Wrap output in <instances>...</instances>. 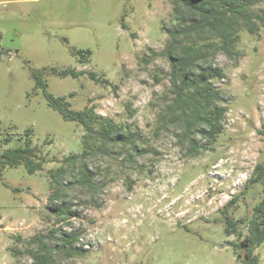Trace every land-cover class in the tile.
<instances>
[{"label": "rangeland", "instance_id": "1", "mask_svg": "<svg viewBox=\"0 0 264 264\" xmlns=\"http://www.w3.org/2000/svg\"><path fill=\"white\" fill-rule=\"evenodd\" d=\"M254 3L264 15V0ZM173 16L171 0H0V139L13 137L0 152L31 129L46 158L35 173L19 164L0 174V264H33L28 251L40 239L53 264H243L221 210L250 218L264 197V183L245 188L255 165L264 166V25L258 38L241 31L237 55H215L225 78L212 83L227 110L223 131L208 142L180 136L173 119L161 54ZM64 69L84 73L60 76ZM33 72L71 109L91 107L95 131L109 119L119 137L131 135L95 137L93 153L67 165L60 215L47 207L56 191L49 173L82 153L85 130L47 104ZM83 170L92 188L77 181ZM237 231L245 235L246 226ZM255 253L264 264V242Z\"/></svg>", "mask_w": 264, "mask_h": 264}, {"label": "trees", "instance_id": "2", "mask_svg": "<svg viewBox=\"0 0 264 264\" xmlns=\"http://www.w3.org/2000/svg\"><path fill=\"white\" fill-rule=\"evenodd\" d=\"M171 3L174 14L173 25L161 54L170 65L169 79L174 95L170 108L174 109L173 119L182 128L180 136L191 139L192 133H197L204 140L213 142L223 131L222 119L227 110L220 104V101L224 100L223 96L212 83V80L225 78V73L214 66L215 55L218 52L229 57L237 55L235 48L242 30L258 38L260 29L264 25V15L251 10L255 4L254 0H171ZM89 53V51L83 53L81 63L86 62ZM57 73L60 76L76 77L84 71L64 69ZM32 74L37 85L43 88L47 104L57 110L64 120L75 121L85 130L82 153L69 155L62 165L49 173L56 191L49 195L47 207L60 215L65 208L63 201L65 188L60 177L67 172V165L75 163L80 156L87 157L92 154L95 146L92 140L95 137L102 141L112 138L114 141L131 142V135L119 137V133L114 131L116 128L114 123L109 119L99 123L100 132L95 131L96 116L91 107L82 110L71 109L65 97H57L48 92L45 80L37 72ZM89 75L98 81L93 73ZM30 135L31 129H27L23 136L17 138L21 140V144L0 152V174L4 168L19 164H23L30 174L42 169L46 158L41 154V148L33 144ZM12 140L13 137L7 135L0 139V143L7 144ZM190 145V148L196 152V145L193 143ZM101 146L106 145L104 143ZM92 179V175L83 170L77 181L92 188ZM258 182L264 183L262 163L255 165L245 188ZM52 190L51 187L49 193ZM54 198L62 199L61 203L52 204ZM238 198L239 194L234 195L228 205L238 202ZM227 207L221 210L225 214V232L227 235L236 233L239 236L237 241L230 242L237 259L243 264H259V256L255 250L264 242V197L253 206L250 218L233 219L226 215ZM69 215L70 213L66 218ZM241 224L246 226V234L243 236L241 231H237ZM74 240H76L74 234L67 239L71 245ZM28 252L33 264L54 263L51 247L42 239L38 246L29 249Z\"/></svg>", "mask_w": 264, "mask_h": 264}]
</instances>
